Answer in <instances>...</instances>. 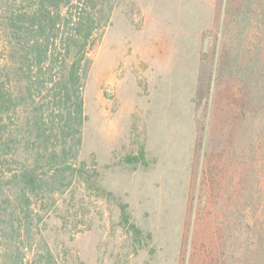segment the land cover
<instances>
[{
  "label": "rangeland",
  "instance_id": "rangeland-1",
  "mask_svg": "<svg viewBox=\"0 0 264 264\" xmlns=\"http://www.w3.org/2000/svg\"><path fill=\"white\" fill-rule=\"evenodd\" d=\"M224 1L115 0L87 48L82 174L31 199L25 261L264 264V122L240 111L244 53L218 69Z\"/></svg>",
  "mask_w": 264,
  "mask_h": 264
},
{
  "label": "trees",
  "instance_id": "trees-1",
  "mask_svg": "<svg viewBox=\"0 0 264 264\" xmlns=\"http://www.w3.org/2000/svg\"><path fill=\"white\" fill-rule=\"evenodd\" d=\"M114 2L0 0V264H58L48 244L36 247L28 263L15 240L22 222L31 238L32 198L46 204L82 174L75 161L87 48L109 22ZM224 5L218 69L230 59L236 65L244 53L247 69L235 71L247 96L240 111L264 122V0ZM250 32L259 40L253 47ZM256 91L259 107L253 105Z\"/></svg>",
  "mask_w": 264,
  "mask_h": 264
}]
</instances>
